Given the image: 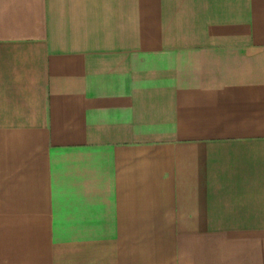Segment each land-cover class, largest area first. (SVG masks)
Instances as JSON below:
<instances>
[{
  "label": "crops",
  "instance_id": "1",
  "mask_svg": "<svg viewBox=\"0 0 264 264\" xmlns=\"http://www.w3.org/2000/svg\"><path fill=\"white\" fill-rule=\"evenodd\" d=\"M0 264H264V0H0Z\"/></svg>",
  "mask_w": 264,
  "mask_h": 264
}]
</instances>
